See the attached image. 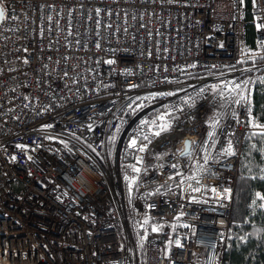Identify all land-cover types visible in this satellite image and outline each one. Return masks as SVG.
<instances>
[{
  "label": "built area",
  "instance_id": "obj_1",
  "mask_svg": "<svg viewBox=\"0 0 264 264\" xmlns=\"http://www.w3.org/2000/svg\"><path fill=\"white\" fill-rule=\"evenodd\" d=\"M0 7V264H128L125 148L139 165L133 206L150 220L139 264H222L244 140L264 132L249 101L264 66V0ZM209 74L234 75L248 89L233 111L209 116L202 98L143 151L122 149L142 115L131 116L140 85Z\"/></svg>",
  "mask_w": 264,
  "mask_h": 264
},
{
  "label": "trees",
  "instance_id": "obj_2",
  "mask_svg": "<svg viewBox=\"0 0 264 264\" xmlns=\"http://www.w3.org/2000/svg\"><path fill=\"white\" fill-rule=\"evenodd\" d=\"M253 40L254 27L253 24H249L247 41L253 43ZM258 62L264 63V58ZM137 89L141 90L144 87L140 85ZM179 101L182 104L181 108L189 105L182 99ZM249 101L253 123L264 124V66L256 71ZM141 105L140 100L134 102L131 116L139 111ZM135 133V129H131L125 142L127 143ZM148 138L138 136V141L143 142ZM135 153L136 151L132 148L123 150L120 157L122 169L132 170V165L136 163ZM135 184L136 180L132 187L133 193ZM261 197H264V132L250 131L244 140L238 161V177L232 196V223L228 227L222 264H264V199ZM147 198V195L144 196L143 202ZM132 232L136 242L144 234L142 228L133 229ZM139 252L143 256L141 244H139Z\"/></svg>",
  "mask_w": 264,
  "mask_h": 264
},
{
  "label": "rangeland",
  "instance_id": "obj_3",
  "mask_svg": "<svg viewBox=\"0 0 264 264\" xmlns=\"http://www.w3.org/2000/svg\"><path fill=\"white\" fill-rule=\"evenodd\" d=\"M235 77L234 75L227 74L201 75L182 79L167 87L138 91L135 100L141 101L142 105L140 106L139 113H142V115L135 119L131 128L128 129V132L130 129H135L136 133L127 143L125 142V144H123L122 149H124L126 144L130 146L131 142L135 140L139 150L142 146L140 144L143 142L138 141L137 136L144 135L143 137H154L156 136L154 133L160 130L159 125L168 123L171 126L172 121L182 107L179 101L181 99L192 104L202 98H207L210 103L209 116L233 111L235 109L236 98L248 92L246 86L240 85L239 88L236 87L237 84L234 83ZM202 89L203 91H201ZM169 93L171 94L169 95ZM162 107H164V109H161ZM160 117L164 119L161 120ZM109 152H111V158H115V155L118 153L116 141H113L112 146L109 148ZM132 166V170L129 171H125L121 166L126 215L128 219V224H125L124 237H126L129 243L128 264H139L142 260V256L139 252V244L143 245V238L148 232L150 220L143 208L135 209L133 206L134 198H132V196L134 193L132 187L139 173V165L136 162ZM136 169H138V171ZM108 182L111 189L115 191L116 187L112 176H110ZM140 228L144 230V234L136 242L132 230Z\"/></svg>",
  "mask_w": 264,
  "mask_h": 264
},
{
  "label": "snow or ice",
  "instance_id": "obj_4",
  "mask_svg": "<svg viewBox=\"0 0 264 264\" xmlns=\"http://www.w3.org/2000/svg\"><path fill=\"white\" fill-rule=\"evenodd\" d=\"M3 16H4V11H3V8H0V19H2L3 18ZM50 19V18H49ZM257 27L259 28V27H261L260 25H257ZM25 62H27V61H25ZM111 61H109V63H110ZM245 83H247V82H245ZM213 87H215V86H213ZM236 87L237 88H239L240 87V85H236ZM201 91H203V89L201 90ZM171 93H169V95H170ZM161 95H163V94H161ZM186 103L188 102V101H185ZM160 119L161 120H163L164 118L163 117H160ZM169 127H170V125L168 124V123H163V124H161V125H159V131H157V132H155L154 134L155 135H160V133L161 132H163V131H168L169 130ZM212 135V133H209V136H211ZM135 143H136V141L135 140H133L132 142H131V145H135ZM189 143L190 142H188V141H185V146H186V148H187V146L189 145ZM130 145V146H131ZM141 151H143L144 150V148L143 147H141V149H140ZM226 152H227V154H232L231 153V146L229 145V148L228 149H226L225 150ZM137 171H138V169H136ZM228 190L226 189L225 190V192H227ZM257 195H259V194H257ZM262 199H264V197H261ZM154 231L156 230V229H153ZM178 243V242H177Z\"/></svg>",
  "mask_w": 264,
  "mask_h": 264
},
{
  "label": "water",
  "instance_id": "obj_5",
  "mask_svg": "<svg viewBox=\"0 0 264 264\" xmlns=\"http://www.w3.org/2000/svg\"><path fill=\"white\" fill-rule=\"evenodd\" d=\"M1 8V7H0ZM0 21H1V19H0Z\"/></svg>",
  "mask_w": 264,
  "mask_h": 264
}]
</instances>
